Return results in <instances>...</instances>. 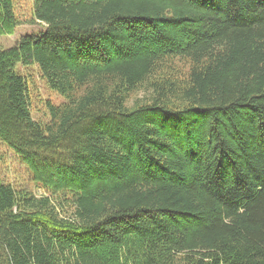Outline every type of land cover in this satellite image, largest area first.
<instances>
[{"label": "trees", "instance_id": "16d2710c", "mask_svg": "<svg viewBox=\"0 0 264 264\" xmlns=\"http://www.w3.org/2000/svg\"><path fill=\"white\" fill-rule=\"evenodd\" d=\"M12 10L44 31L0 50V146L40 193L0 178V264H264V0Z\"/></svg>", "mask_w": 264, "mask_h": 264}, {"label": "rangeland", "instance_id": "374dc122", "mask_svg": "<svg viewBox=\"0 0 264 264\" xmlns=\"http://www.w3.org/2000/svg\"><path fill=\"white\" fill-rule=\"evenodd\" d=\"M32 6L33 0H12V11H14L16 17L22 21L30 18V9H32ZM43 31L44 26L41 24L35 23L33 25H19L14 29L13 34L0 35V50L11 49L22 36H36ZM19 71L25 74V69L19 67ZM29 72L31 73L30 75H32L31 87H29L32 93L31 101L33 102L31 114L35 119L43 118L44 101L51 100L57 104L62 100L59 96L51 93L43 87L44 85L40 81L34 67L29 69ZM139 95L141 94H133L130 97L133 99L135 96ZM29 177L30 175L28 174L26 168L21 165L20 160L10 153V151L6 150V148L0 146V178L9 180L16 185H23L29 189H32L36 194H39L40 192L36 191L35 187L30 182Z\"/></svg>", "mask_w": 264, "mask_h": 264}]
</instances>
